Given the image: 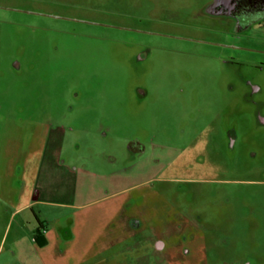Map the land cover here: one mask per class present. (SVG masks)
I'll return each mask as SVG.
<instances>
[{"label": "rangeland", "instance_id": "obj_1", "mask_svg": "<svg viewBox=\"0 0 264 264\" xmlns=\"http://www.w3.org/2000/svg\"><path fill=\"white\" fill-rule=\"evenodd\" d=\"M214 1L0 0V264H264V23Z\"/></svg>", "mask_w": 264, "mask_h": 264}, {"label": "flooded vegetation", "instance_id": "obj_2", "mask_svg": "<svg viewBox=\"0 0 264 264\" xmlns=\"http://www.w3.org/2000/svg\"><path fill=\"white\" fill-rule=\"evenodd\" d=\"M233 1L235 2V5H233L234 7H232ZM214 3H215V6H216L215 8L217 12L220 15L233 17L234 22H235V27L240 26L242 27V29H247L249 26L251 27V23L254 21H258L257 25H261L262 23H264V0H215ZM254 89H258V87L254 86ZM46 140H48V135L46 137ZM130 147L132 146L130 145ZM138 147L141 151H143L144 148L142 146H138ZM128 225L129 227L131 226L134 228L138 225V223L134 220H129ZM169 226H172V225H169ZM189 228L192 229L193 231V229L195 228L194 224L187 222L184 226L177 227L176 232H170L168 235H178L179 233H181V236H184L182 232L186 230H190ZM160 235L162 234L154 233L151 237H147L145 239L143 238L145 241H149L150 243H151V240H153V243H151L152 244L151 250L153 248L159 249L160 248L159 246H164V244L166 243L165 242L166 238H163V235L162 236ZM193 236L196 237L197 234L193 232L192 237L190 236L183 237L180 244L177 239L175 241V243L177 242V244L180 245L181 254L182 256H184L183 258L187 257L189 250L185 249V246L182 245V242L183 241L186 242L188 238L189 239L195 238ZM183 258L181 260L182 263L180 261V264H184Z\"/></svg>", "mask_w": 264, "mask_h": 264}, {"label": "crops", "instance_id": "obj_3", "mask_svg": "<svg viewBox=\"0 0 264 264\" xmlns=\"http://www.w3.org/2000/svg\"><path fill=\"white\" fill-rule=\"evenodd\" d=\"M233 5H235V2L234 1L232 3V7H234ZM257 23H258V21H254V22L251 23V26H253V25L257 24ZM48 141L49 140L46 141V144H47ZM48 145H49V143H48ZM57 145L58 144H57V142L55 140L52 143V146L53 147H48L47 150L49 151L50 156H49V153L47 154V150H45L46 153H44V155L42 154L41 164H40V168L38 170V175H37V181H39V180L42 181L43 180L42 178H44L45 180H47L48 178H50L47 175V173H48L47 170L48 169L46 170V167L45 166H44L45 168L42 167L43 166V163L45 161H48V162H51L52 161L54 163V165H55L56 168H58L60 166V163H59V156H60V154L58 152V149H56ZM85 171L88 172V170H85ZM74 173H75V169H71L70 170V168H66L65 169V174H63V172H61V174L64 175L63 177H65L66 175H68L66 177H72L74 175ZM72 178L74 179L72 181V183L70 184V183H68L69 182L68 181V182H66V185L70 187L69 190L72 191V193H76V192L79 191L78 190V187L80 186L79 185V182L82 181V180H84L85 178L84 177L83 178H79V175H77L76 178H74V176ZM50 180H51V183H50ZM66 181H67V178H66ZM49 185L51 186L50 189L47 188V186H49ZM53 185H54L53 178L52 179H48V181L46 183L42 182V184H41V188L42 189L41 190L39 189V191H38V189L36 191L34 189L33 192L35 191L36 196L35 197L32 196V198L30 199V202L26 203L25 205H22L21 207H19V209L20 208H27L33 202L34 203L35 202H38V203H42V204H49V205L52 204V203H56L55 201H53L52 199H50V196H53V194H50V193H54V190L52 189V186ZM67 204L68 205H72V206L74 205L72 203L71 204L70 203H67ZM124 220H125L126 225H128L129 219L128 218H124Z\"/></svg>", "mask_w": 264, "mask_h": 264}]
</instances>
